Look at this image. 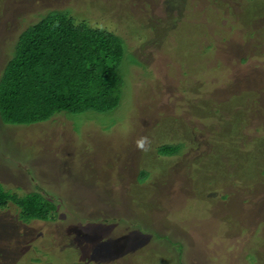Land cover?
Wrapping results in <instances>:
<instances>
[{
  "label": "rangeland",
  "instance_id": "374dc122",
  "mask_svg": "<svg viewBox=\"0 0 264 264\" xmlns=\"http://www.w3.org/2000/svg\"><path fill=\"white\" fill-rule=\"evenodd\" d=\"M52 11L121 37L138 64L111 115L0 121V184L52 215L0 212V264H264V0H0V76Z\"/></svg>",
  "mask_w": 264,
  "mask_h": 264
},
{
  "label": "trees",
  "instance_id": "16d2710c",
  "mask_svg": "<svg viewBox=\"0 0 264 264\" xmlns=\"http://www.w3.org/2000/svg\"><path fill=\"white\" fill-rule=\"evenodd\" d=\"M128 50L125 41L109 30L77 22L69 12H49L19 36L0 76V121L6 127L27 128L60 116L115 113L126 83L123 67L128 61L138 64ZM223 148L226 155L230 153L229 145ZM184 149V143L167 144L157 152L162 158H173ZM226 157L231 159L229 154ZM209 161L215 163L214 168L223 166L217 158ZM149 177L142 172L140 182ZM46 200L40 192L18 195L0 184V212L14 208L20 223L52 219ZM255 255L260 256L252 248L247 255L251 263L256 262Z\"/></svg>",
  "mask_w": 264,
  "mask_h": 264
},
{
  "label": "clouds",
  "instance_id": "9594fccd",
  "mask_svg": "<svg viewBox=\"0 0 264 264\" xmlns=\"http://www.w3.org/2000/svg\"><path fill=\"white\" fill-rule=\"evenodd\" d=\"M136 149L139 151H147L149 150L150 142L148 140V137L141 136L137 138L135 142Z\"/></svg>",
  "mask_w": 264,
  "mask_h": 264
}]
</instances>
